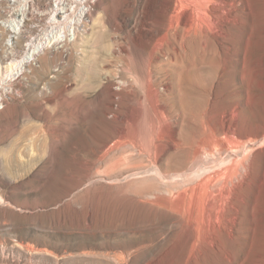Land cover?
<instances>
[{
  "label": "rangeland",
  "instance_id": "rangeland-1",
  "mask_svg": "<svg viewBox=\"0 0 264 264\" xmlns=\"http://www.w3.org/2000/svg\"><path fill=\"white\" fill-rule=\"evenodd\" d=\"M77 1L0 67V264H264V0H202L182 41L168 0H86L80 28Z\"/></svg>",
  "mask_w": 264,
  "mask_h": 264
},
{
  "label": "bare ground",
  "instance_id": "bare-ground-1",
  "mask_svg": "<svg viewBox=\"0 0 264 264\" xmlns=\"http://www.w3.org/2000/svg\"><path fill=\"white\" fill-rule=\"evenodd\" d=\"M62 1L63 0H53L54 4L52 6L47 2L45 11L37 14L34 8L31 9L30 0H0V11L6 14L11 13V15L15 16L12 19L0 22V27L9 33V39L6 45L13 48L16 43L22 42L23 38L30 40L26 45L25 53H23L24 55H21L22 57L19 56L20 59L14 56L13 50L8 51V49H5L1 51L0 67L2 62H6L12 54L11 61L6 65L7 71L13 74L15 70H19L18 73L22 74L28 64H37L38 61L36 60L43 57L45 51L52 47L55 41L63 39L62 34L65 32L66 28L68 29L67 31L70 32L72 25L71 21H69V16L75 8V6H73L75 4L71 5L74 0ZM79 1H77L79 2L77 4H80V17L77 20L79 23L78 28H80V25L85 22L90 14L89 7L84 4L86 0ZM201 1L202 0H168L166 13L170 17L169 26L178 41L184 40L189 34L197 33L204 27L206 20L202 17L203 15L200 8ZM61 13L64 14V17L63 15L62 17L59 16ZM64 23H69V25L65 26L63 25ZM74 29L75 28H73V31ZM27 31L30 32V35L27 34ZM11 92H13V90L9 91V93L5 91V95H0V110L5 107V98L10 96ZM16 92L19 91L16 90Z\"/></svg>",
  "mask_w": 264,
  "mask_h": 264
},
{
  "label": "built area",
  "instance_id": "built-area-1",
  "mask_svg": "<svg viewBox=\"0 0 264 264\" xmlns=\"http://www.w3.org/2000/svg\"><path fill=\"white\" fill-rule=\"evenodd\" d=\"M1 106H2V104H1Z\"/></svg>",
  "mask_w": 264,
  "mask_h": 264
}]
</instances>
